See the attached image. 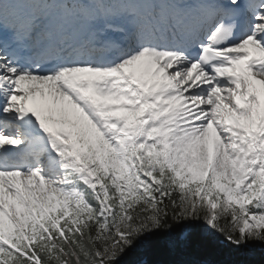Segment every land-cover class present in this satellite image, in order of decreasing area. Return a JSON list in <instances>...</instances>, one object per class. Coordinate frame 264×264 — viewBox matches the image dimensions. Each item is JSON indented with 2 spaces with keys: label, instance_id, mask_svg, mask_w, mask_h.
Returning a JSON list of instances; mask_svg holds the SVG:
<instances>
[{
  "label": "snow or ice",
  "instance_id": "obj_1",
  "mask_svg": "<svg viewBox=\"0 0 264 264\" xmlns=\"http://www.w3.org/2000/svg\"><path fill=\"white\" fill-rule=\"evenodd\" d=\"M0 264H264V0H0Z\"/></svg>",
  "mask_w": 264,
  "mask_h": 264
}]
</instances>
